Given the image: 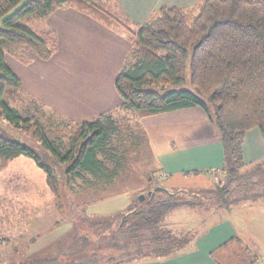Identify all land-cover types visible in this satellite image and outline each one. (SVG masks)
<instances>
[{
	"label": "trees",
	"instance_id": "obj_1",
	"mask_svg": "<svg viewBox=\"0 0 264 264\" xmlns=\"http://www.w3.org/2000/svg\"><path fill=\"white\" fill-rule=\"evenodd\" d=\"M65 7L126 33L130 48L115 79L122 111H131L138 118L191 107L206 112L223 145L224 180L202 196L184 190H155L143 201L136 198L128 211L101 217L88 216L85 209L73 211L70 205L72 233L66 242L51 254L28 256L19 264H122L164 255L175 244L170 241L171 232L164 228L165 215L190 203L182 193L188 198L224 201L246 190L249 184L241 183L244 177L264 176L262 162L245 164L242 155L246 132L257 128L264 140V0H199L188 8L162 6L141 24H133L116 0H0V19L16 9L1 22L0 68L4 74L0 75V95L5 86H21L20 78L4 60L3 46L9 51L25 47L32 58L42 61L57 51L55 33L33 30L22 23L23 17L46 19ZM186 65L197 94L185 89L145 90L146 85L162 90L181 83ZM205 99L212 103V114ZM3 106L6 117L21 120L15 110ZM118 121L111 112H104L74 124L65 136L66 156L60 158L72 162L59 175L49 158L0 133V179L20 172L43 192L44 201L62 199L63 177L74 193L109 190L125 168L122 156L115 154L114 141L123 131ZM129 135L134 137V131ZM245 166L249 168L241 171ZM71 184L75 186L71 188ZM222 186H226L224 195L211 194ZM262 196L245 199L243 195L244 199L234 200ZM5 240L0 238V242Z\"/></svg>",
	"mask_w": 264,
	"mask_h": 264
},
{
	"label": "crops",
	"instance_id": "obj_2",
	"mask_svg": "<svg viewBox=\"0 0 264 264\" xmlns=\"http://www.w3.org/2000/svg\"><path fill=\"white\" fill-rule=\"evenodd\" d=\"M116 1L133 24H141L162 6L188 8L199 0ZM45 22L57 37L55 54L47 61L34 59L28 66L12 57L7 62L23 88L56 117L73 125L104 112L120 111L137 117L131 111H122L123 100L115 87L116 76L130 48L127 36L67 7L55 10ZM138 123L158 175L166 174L160 178L161 187L168 191L182 190L186 181L194 182L197 177L209 185L220 175L223 145L201 107L138 118ZM242 155L245 164L264 162V140L257 128L245 133ZM182 195L189 205L173 208L163 221L164 228L171 232L170 241L175 244L164 255L145 256L122 264H264L263 196L245 201L232 198L229 202ZM120 199H125V208H129L132 198L126 195ZM54 235L38 238L36 242L46 247L33 256L45 251L47 255L57 248L54 245L63 242L64 236ZM14 238L20 241L25 237L18 234ZM51 238L55 241L50 244L47 241ZM12 248L15 259L11 264H19L22 260L16 258L21 253L19 246Z\"/></svg>",
	"mask_w": 264,
	"mask_h": 264
},
{
	"label": "rangeland",
	"instance_id": "obj_3",
	"mask_svg": "<svg viewBox=\"0 0 264 264\" xmlns=\"http://www.w3.org/2000/svg\"><path fill=\"white\" fill-rule=\"evenodd\" d=\"M15 10L0 19V28L2 27V19L9 17ZM22 23L33 30L49 29L46 26L45 19H36L32 16L23 17ZM3 51L7 65L10 57L24 66H28L36 59L32 58L31 53L25 47H15L9 51L6 46H3ZM2 74H4V71L0 68V75ZM189 75V68L186 65L184 80L181 83L171 84L169 88L165 87L162 90L157 85H146L145 90H156L164 93L167 89H185L197 94L190 84ZM205 101L212 114V103L207 99ZM3 104L9 109L15 110L21 120L16 122L6 117ZM113 115L119 120L118 123L123 129V131L120 129L121 132L116 136L117 138L114 142L115 154L119 157L120 155L122 156L125 168L123 174L120 172L121 176L119 174L117 178V180L120 179L113 186H109V190L97 192L87 190L74 193L65 185L63 177L61 178L62 199L59 201H44L43 192L39 191L20 172H10L0 179V238L7 239L0 242V264H11L14 261L15 257L12 253L14 249L12 246H19V252L21 253L16 258H22V260L27 256H33V254L40 252L46 246H41L36 241L47 234L55 233L53 237L61 234V236H64L61 237V241L66 242V239L72 233L71 216L68 208L70 205L73 206V211L80 208L81 212L85 209V213L93 217L117 214L130 209L125 208L124 202L126 200H121L120 198H124L127 195L134 202L139 195L143 194L146 196L148 191L160 185V178L165 176H162L163 174L158 175L159 172L147 148L145 134L140 129L138 118L135 115L131 116V113L123 114L120 111H115ZM130 120H134V123H131ZM73 129V124L56 117L37 97L29 94L22 84L18 87L5 86L3 88L0 95V133L9 139L19 141L23 145L34 149L42 157L49 158L58 175L64 174L72 162L71 160H60V158L62 159L66 156L63 150L67 139L65 136ZM131 131H134V137L129 135ZM50 147L56 149V151H52ZM114 162L116 163L117 161ZM261 165L263 167L261 169L264 170V162ZM248 168L245 166L241 171ZM223 178L224 174L221 172L208 185V181L197 177L194 182L186 181L182 190L202 196L207 191L197 192L190 189H200V187H207L208 189V186L212 188L213 183L221 182ZM241 183L249 185L245 187V191L239 190L235 195L228 197L229 202L232 198L244 199L243 195H245L246 199L247 197H253L254 194H264V176L259 177L257 175L251 179L244 177ZM162 184H166V182ZM72 185L75 186V184L69 186L72 188ZM225 188L226 186H222L220 190L216 191L214 189L211 194L224 195ZM240 188L241 186L238 185L237 189ZM121 194L124 196H121ZM121 205L124 206L122 210H119ZM18 234H22L25 238L20 241L14 238ZM52 241H55V238H51L47 242L51 244ZM53 247L58 248L59 245H54ZM45 254L46 251L38 255L43 256Z\"/></svg>",
	"mask_w": 264,
	"mask_h": 264
},
{
	"label": "water",
	"instance_id": "obj_4",
	"mask_svg": "<svg viewBox=\"0 0 264 264\" xmlns=\"http://www.w3.org/2000/svg\"><path fill=\"white\" fill-rule=\"evenodd\" d=\"M155 190H164V191H167L165 188L159 187V188H155L153 190L148 191L146 195L147 196H151ZM144 199H145V195H143V194L139 195L138 201H143Z\"/></svg>",
	"mask_w": 264,
	"mask_h": 264
},
{
	"label": "built area",
	"instance_id": "obj_5",
	"mask_svg": "<svg viewBox=\"0 0 264 264\" xmlns=\"http://www.w3.org/2000/svg\"><path fill=\"white\" fill-rule=\"evenodd\" d=\"M166 174H163L162 176H165Z\"/></svg>",
	"mask_w": 264,
	"mask_h": 264
}]
</instances>
